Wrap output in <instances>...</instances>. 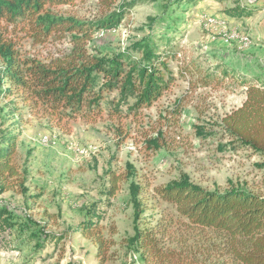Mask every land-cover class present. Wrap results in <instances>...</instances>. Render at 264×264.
Masks as SVG:
<instances>
[{
    "label": "rangeland",
    "instance_id": "1",
    "mask_svg": "<svg viewBox=\"0 0 264 264\" xmlns=\"http://www.w3.org/2000/svg\"><path fill=\"white\" fill-rule=\"evenodd\" d=\"M126 5L120 25L95 31L89 46L102 56L127 52L137 59L133 47L148 39L167 66L165 77L173 81L152 107L140 111L130 112L126 105L118 111V92L104 93L103 115L95 122L58 124L31 113L14 97L0 99V132L9 128L18 135L15 162L28 178L25 196L0 195V206L17 224L0 238V264H144L127 243L135 226L133 181L142 188V221L151 226L176 216L173 207L154 197V188L183 174L210 191L235 187L264 195V160L234 149L217 127L244 101L242 78L264 85V0H241L242 7L254 10L249 18L231 15L235 2L118 0L113 10ZM54 13L88 23L104 19L97 0ZM70 49L67 40L43 46L21 42L24 54L42 61ZM225 70L238 78L225 79ZM110 171L133 175L108 198ZM93 207L103 215L99 227L105 239L115 230L117 244L105 260L80 231ZM191 236L190 242L205 243L199 264H234L215 232Z\"/></svg>",
    "mask_w": 264,
    "mask_h": 264
},
{
    "label": "trees",
    "instance_id": "2",
    "mask_svg": "<svg viewBox=\"0 0 264 264\" xmlns=\"http://www.w3.org/2000/svg\"><path fill=\"white\" fill-rule=\"evenodd\" d=\"M79 1L83 0H0V99L14 97L31 113L58 124L77 119L95 122L103 115L104 93L115 91L118 111L122 105L130 112L152 107L173 81L164 75L168 69L155 44L145 38L135 44L133 52L140 54L137 59L127 52L102 56L89 46L95 31L117 28L132 4L114 12L118 0H97L104 19L94 23L54 13L58 7ZM185 1L175 0L176 4ZM213 1L235 2L233 17L254 14L253 9L241 6V0ZM23 40L40 46L67 40L71 49L42 61L21 51ZM222 73L225 79L238 78L228 70ZM212 79V74L205 78V87ZM255 82L242 78L244 101L225 114L217 127L234 149H246L264 160V85ZM131 98L134 103L129 105ZM17 139L9 128L0 132V195L25 196L28 191L27 172L15 162ZM128 168L133 171L130 165ZM132 175L110 171L104 195L114 197ZM141 189L134 181L130 183L135 226L127 243L144 264H199L205 243L190 242L193 231L218 234L220 247L234 264H264V195L235 187L210 191L183 174L154 188V197L173 207L176 216L151 226L142 221ZM14 218L8 208L0 206V238L17 225ZM102 219L100 210L91 208L80 231L94 243L97 257L105 260L117 242L112 238L115 230L108 239L103 236Z\"/></svg>",
    "mask_w": 264,
    "mask_h": 264
}]
</instances>
